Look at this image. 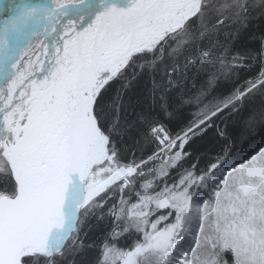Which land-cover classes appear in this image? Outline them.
<instances>
[{
    "label": "snow or ice",
    "instance_id": "snow-or-ice-1",
    "mask_svg": "<svg viewBox=\"0 0 264 264\" xmlns=\"http://www.w3.org/2000/svg\"><path fill=\"white\" fill-rule=\"evenodd\" d=\"M257 14L264 0H0V264L88 248L95 264H264V147L234 164L227 128L264 125V38L235 47ZM145 78L161 110L188 97L186 128L132 109ZM209 129L223 144L193 163Z\"/></svg>",
    "mask_w": 264,
    "mask_h": 264
},
{
    "label": "trees",
    "instance_id": "trees-1",
    "mask_svg": "<svg viewBox=\"0 0 264 264\" xmlns=\"http://www.w3.org/2000/svg\"><path fill=\"white\" fill-rule=\"evenodd\" d=\"M264 38V16L257 14L249 23L246 31L241 32L238 40L235 41V47L238 52H245L251 50H257L261 47V40ZM248 74L247 69H244L239 75L246 76ZM197 87L200 81L199 77H196ZM151 85L147 78L141 80L135 88L129 93L130 103L132 109L136 112L141 110L150 111L151 114L162 123H165L171 130L179 131L186 128L188 124L194 119L197 108L194 105L183 103V100H187V96H183L182 93L176 94V103H173L171 107L166 110H161L158 104H153L152 98L149 95V89ZM228 84L221 78L220 89L225 90ZM191 90V83L189 88L183 91L187 92ZM258 105L259 100L255 101ZM219 124V122H217ZM221 128L223 124L219 125ZM228 134L232 138V162L239 163L247 159L250 155L254 154L259 148L264 147V125L258 124L256 127L248 129L242 123H233L229 121L227 124ZM138 137L136 136V130L129 131L123 140V147L126 153L131 156L132 153H139L137 149L139 145L136 143ZM223 144L222 139L218 136L217 131L213 129L207 130L206 134H200L193 138L189 151L193 156V163H196L197 159H206L215 156ZM147 149V145L144 146ZM105 225L103 223L96 224L89 236L92 239L98 238ZM92 241L89 240V244ZM97 251L95 248H88L84 251L83 255L79 257L80 264H95Z\"/></svg>",
    "mask_w": 264,
    "mask_h": 264
}]
</instances>
